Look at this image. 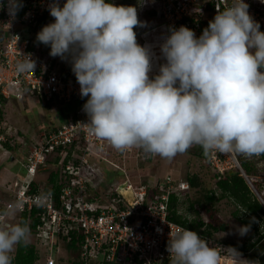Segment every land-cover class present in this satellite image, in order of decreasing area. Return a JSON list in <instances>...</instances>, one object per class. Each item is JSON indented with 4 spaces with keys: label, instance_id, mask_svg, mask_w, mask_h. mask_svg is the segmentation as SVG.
<instances>
[{
    "label": "clouds",
    "instance_id": "1",
    "mask_svg": "<svg viewBox=\"0 0 264 264\" xmlns=\"http://www.w3.org/2000/svg\"><path fill=\"white\" fill-rule=\"evenodd\" d=\"M142 2V0H141ZM10 21L23 0H0ZM244 0L219 11L197 37L187 27L170 28L159 44L164 63L153 71V52L137 42L134 28L144 27L134 6L111 0H52L54 22L41 28L36 41L49 56L71 64L90 135L113 148L142 149L171 160L199 145L204 154L264 155V32ZM8 27H11L9 22ZM160 42V41H159ZM36 61L21 56L17 74L31 73ZM12 158V157H11ZM14 160V159H13ZM17 202L4 215H15ZM240 214L247 210L237 205ZM240 236L248 226L237 229ZM26 222L0 228V264L30 236ZM173 264H254L234 248L210 246L195 231L178 227L169 235ZM255 264H259L255 261Z\"/></svg>",
    "mask_w": 264,
    "mask_h": 264
},
{
    "label": "built area",
    "instance_id": "2",
    "mask_svg": "<svg viewBox=\"0 0 264 264\" xmlns=\"http://www.w3.org/2000/svg\"><path fill=\"white\" fill-rule=\"evenodd\" d=\"M51 2L23 0L24 7L11 21L7 7L0 9L3 20L0 35V116L11 98L23 100L33 96L43 105L76 104L75 110L67 114L61 126L43 134L40 142L28 151L22 165V179L15 177L12 184L0 185V228L17 223L24 214L28 225L31 219L37 221L33 236L43 264H56L53 255L74 236L80 237L78 246L83 262L162 264L172 260L167 250L169 235L183 226L168 219L169 197L171 194L179 197L190 187L187 182L174 184L166 179L156 184L158 196L153 199L149 195L152 190L144 184L131 182L129 167L126 166L129 160L141 157V149L117 150L107 141L88 133L84 126L88 117L82 110L88 97H80L71 65L55 61L43 52L45 45L36 41L41 28L54 22L47 10ZM64 2L60 0L61 6ZM244 2L249 5V14L260 23V31L264 32V0ZM232 3L233 0H157L152 19L160 20V23L151 26L149 23L145 26L147 29L134 28L137 42L141 46L147 45L144 36L162 28V43L170 28L178 29L180 26L189 28L199 37L209 21ZM138 19L143 20L141 13H138ZM9 22L11 27L7 25ZM151 50L156 65L149 74L150 78L158 74L155 67L165 62L158 48ZM26 54H31L36 68L33 74H17L15 65ZM3 142L0 133V144ZM206 163L217 180L232 170L238 171L250 190H254L234 154L211 151L206 155ZM49 166L53 168L50 171ZM106 169L114 174L122 173L124 181L109 183ZM121 185H126L125 191L132 192L131 198L118 193ZM17 202H21V206L15 215H4ZM202 238L210 242L209 238Z\"/></svg>",
    "mask_w": 264,
    "mask_h": 264
},
{
    "label": "rangeland",
    "instance_id": "3",
    "mask_svg": "<svg viewBox=\"0 0 264 264\" xmlns=\"http://www.w3.org/2000/svg\"><path fill=\"white\" fill-rule=\"evenodd\" d=\"M117 6H134L137 7L138 13L142 14L144 25H158L160 20L152 19L150 12L157 5V0H112ZM141 21V19H139ZM147 29V27H145ZM139 28V27H137ZM151 33L155 36L163 37V30ZM156 33V34H155ZM143 42V41H142ZM148 46L157 45L160 42H150ZM159 49V48H158ZM50 49L44 46L43 52L49 55ZM55 61L71 65L67 60H61L59 57H52ZM76 104L60 105L59 103L43 105L37 98L27 96L23 100L11 98L4 106L2 113L1 135L4 142L0 144V185L12 184L16 178L23 175V162L28 151L40 142L43 134L63 124L68 113L75 110ZM201 151L199 145H194L183 154H178L171 160H166L158 155H151L147 159L141 155L138 160L131 159L126 166L129 167L130 180L134 185L144 184L150 190H153L158 182L170 180L172 183L186 182L187 178L195 177L196 187L189 189L186 194H180L178 199V214L187 219L188 222L202 221L212 222L215 225L224 224L226 230L214 233L209 239L210 246H218L227 249L228 245L248 243L256 238L251 229L244 235L240 236L237 229L243 226L234 217L233 213L236 207L229 200H222L213 205L211 213L203 211V197L209 190L219 196L216 189V179L214 173L207 166L206 158L197 156ZM141 153V152H140ZM236 161L240 165L241 160L248 162L254 169V176L248 177L250 182H256L261 185L258 190L252 189L256 199L264 205V157L246 156L234 154ZM11 157L14 159L10 161ZM48 167V170H52ZM103 168H101L102 170ZM128 169V168H127ZM107 170V169H106ZM236 170V169H235ZM233 171V170H232ZM109 177V183H122L124 175L122 173L114 174L112 171H105ZM260 227L264 224V218L260 220L253 219ZM31 246H37L32 233L25 242ZM16 247L11 253L12 257ZM44 252V250L41 249ZM56 264H104L99 261L80 262L75 253L66 252L63 248L53 255ZM44 258V255H43ZM35 264H43V260Z\"/></svg>",
    "mask_w": 264,
    "mask_h": 264
},
{
    "label": "trees",
    "instance_id": "4",
    "mask_svg": "<svg viewBox=\"0 0 264 264\" xmlns=\"http://www.w3.org/2000/svg\"><path fill=\"white\" fill-rule=\"evenodd\" d=\"M150 16H155V11L150 12ZM2 25L3 20L0 14V35L2 33ZM145 38L146 35L144 36V40ZM1 120L2 118L0 116V121ZM141 153L143 157L150 159V154L145 153L142 149ZM197 156L206 158V155L204 154L202 148ZM262 157H264V155H262ZM240 167L242 168L247 177L254 176L253 167H251V165L245 160L240 161ZM214 177L217 180V177L215 175ZM20 179L22 178L20 177ZM195 180V177L187 178L186 182L188 183L189 187L195 188L197 186ZM252 185L253 187H255L256 190L261 187V185L256 182H252ZM216 189L219 191V196H216L213 191L209 190L204 194L203 211L205 213H211V211L213 210V205L222 200H229L230 202H232V204L236 207L233 213V217L243 226H248V228L253 231L254 237L256 239L248 243L228 245V248L231 247L236 249L241 254L242 259L253 261L254 264L255 261H258L259 264H264V224L259 227L253 220H260L262 217L264 218V206L256 199L254 194L251 192L249 186L245 182L244 178L240 176L238 171H231L221 179H218L216 181ZM149 195L153 199L157 198L158 188L155 187ZM178 202V197L175 194H171L169 197L168 217L170 221L183 227H186L191 231H195L199 236L207 237L209 239L212 238L214 233L226 230V225L224 224L215 225L212 222L204 223L202 221L188 222L187 219L181 217L178 214ZM237 205H242L243 208L247 211L240 214V209L237 207ZM20 222L27 223V215H22L17 223ZM36 225L37 221L31 219V223L29 224L31 230L30 233L33 234ZM76 237L74 236L72 238V241H70L68 244L63 243V248L66 252L75 253L77 259L83 263L80 258L81 250L78 246V241L80 240V237ZM35 244L37 245L35 247L26 243H22L16 246L12 264H35L36 262L40 261V249L38 247L37 241ZM222 259H227V257L222 256ZM162 264H173V259L164 261Z\"/></svg>",
    "mask_w": 264,
    "mask_h": 264
},
{
    "label": "crops",
    "instance_id": "5",
    "mask_svg": "<svg viewBox=\"0 0 264 264\" xmlns=\"http://www.w3.org/2000/svg\"><path fill=\"white\" fill-rule=\"evenodd\" d=\"M150 23V22H149ZM159 30H161V29H159ZM163 30V29H162ZM158 31V29L156 30V32ZM156 34V33H155ZM163 35V34H162ZM161 36H155L154 34H152V33H149V34H147L146 35V38H145V42H146V44L148 45V44H151L150 42H159L161 39ZM160 43H161V41H160ZM151 47V46H150ZM159 61V60H158ZM159 68V67H158ZM15 177H16V175H15ZM221 264H231V261L230 260H227V259H222L221 260Z\"/></svg>",
    "mask_w": 264,
    "mask_h": 264
},
{
    "label": "water",
    "instance_id": "6",
    "mask_svg": "<svg viewBox=\"0 0 264 264\" xmlns=\"http://www.w3.org/2000/svg\"><path fill=\"white\" fill-rule=\"evenodd\" d=\"M10 161L12 162L13 161V158L10 159ZM125 186L126 185H121L118 187V193L127 197V198H131L133 195H132V192L130 191H125ZM264 206V205H263Z\"/></svg>",
    "mask_w": 264,
    "mask_h": 264
},
{
    "label": "bare ground",
    "instance_id": "7",
    "mask_svg": "<svg viewBox=\"0 0 264 264\" xmlns=\"http://www.w3.org/2000/svg\"><path fill=\"white\" fill-rule=\"evenodd\" d=\"M159 44H160V43H157V45H151V49H157V48H159ZM158 60H159V59L156 58V61H158ZM155 65H156V63L154 62V63H153V66H155ZM155 69H158V67L156 66Z\"/></svg>",
    "mask_w": 264,
    "mask_h": 264
}]
</instances>
